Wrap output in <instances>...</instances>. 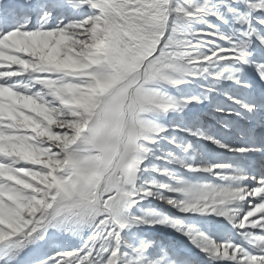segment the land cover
I'll return each instance as SVG.
<instances>
[{"label":"snow or ice","instance_id":"obj_1","mask_svg":"<svg viewBox=\"0 0 264 264\" xmlns=\"http://www.w3.org/2000/svg\"><path fill=\"white\" fill-rule=\"evenodd\" d=\"M204 101L223 129L264 110V0H0V264H177L168 230L204 264H264V172L154 147L150 114Z\"/></svg>","mask_w":264,"mask_h":264},{"label":"rangeland","instance_id":"obj_2","mask_svg":"<svg viewBox=\"0 0 264 264\" xmlns=\"http://www.w3.org/2000/svg\"><path fill=\"white\" fill-rule=\"evenodd\" d=\"M48 3L49 0H33V3ZM254 55L257 56V58H259V53L256 52L254 53ZM232 89H236L237 86L235 85H231L230 86ZM188 88H190L192 90V92L194 93L195 91H197V89L195 88V84L187 86V88L182 89V93H187ZM173 91L174 94L175 91L174 90H170ZM204 108V110H203ZM205 112V107L204 106H200V107H193L190 106L188 109H185L184 113H177V112H169L166 116H160V115H151L150 114V118L153 119L154 121L168 127V131L166 133L160 134L161 138L158 141V144L156 146H154L157 149V155L158 156H163L165 155V153L169 150H175L173 149V146L169 143V139H166L165 137L171 138V137H176L177 138V142H180L181 138H183V140L185 142L187 141H191L189 139V137L184 134V133H178L176 131H174L171 127L172 124H178L180 125V127H194V126H198L194 125L192 122V119L190 118L192 115L195 114H199L201 116V123L199 125V127H201L203 130H205L206 132H212L215 133L217 135V138L221 139L222 142L225 143H229L234 145L236 141L235 138L237 136V134L234 131H231L230 133L228 132L229 130H227L225 133H221L220 129L217 127V117H212L213 115L211 114H204ZM263 110H261L258 113V116L263 115ZM257 116V115H256ZM182 117H189L187 119H183ZM206 117L208 119H206ZM255 116L251 117L252 120L254 119ZM250 128L252 130H259L257 125H253L250 126ZM247 134H250L249 131L246 130ZM252 135L256 137V135H254V133L252 132ZM253 136H249L247 140H244V142L242 143V146L244 147H249L251 148L254 144H255V140L256 138ZM244 137V136H243ZM196 139V138H194ZM201 141V140H200ZM192 144L195 146V142ZM196 151L193 153H189L188 156H192L195 155V160H189V162H195L197 164L200 163H229L233 165V168H237L239 167V163L243 162V164H245V166H249L252 168V171L258 169V165H257V156H253V159H245V158H239L236 155L233 154H218L215 156L214 153H212V159L210 161H204L202 159L201 154L203 152L206 153L207 156H209V153L211 152L210 148L208 146H205L204 144H200V142L198 143V147L194 148ZM204 154V153H203ZM183 155V154H181ZM187 159V157H185ZM151 163H153L154 165H159V166H166L169 168H173L176 171L182 173L183 175H187L190 178H199V179H212L211 177H207L205 174H198L197 177H192V174L190 173H186L183 171V169H176L174 165H165L163 160H153L150 161ZM252 163V164H251ZM236 164H238V166H236ZM264 170H262L263 172ZM217 183H219V181H216ZM143 207L145 208H151V207H156V208H164L165 206L162 205L159 201H145L143 204ZM135 231V230H134ZM168 235L172 237V239L174 240V244L169 248V251L172 252V254L174 255V257L177 260V264H204L203 262V257L202 254H200L198 252L197 249H195L190 243H188L187 239L182 237L179 233H175L172 230H168ZM199 260V261H198Z\"/></svg>","mask_w":264,"mask_h":264},{"label":"bare ground","instance_id":"obj_3","mask_svg":"<svg viewBox=\"0 0 264 264\" xmlns=\"http://www.w3.org/2000/svg\"><path fill=\"white\" fill-rule=\"evenodd\" d=\"M225 87H227V86H225ZM228 90H232V88L230 87ZM202 106L205 107V112L206 113H209V114L213 115L212 117H214V116L217 117V120H218L219 114H212V109H211V106L209 105L208 101H204ZM203 110H204V108H203ZM254 119L255 120L250 119L248 121L236 120L235 121V126L230 128V129H223V128L219 127V125H217V127L221 130L220 131L221 133H224L227 130H229L228 131L229 133L231 131H234L237 134V132L240 130V128H246V127L249 128L250 126H253V125L256 124L258 129H259V130H257L258 133H261L262 135H264V113H263L262 116H259V117H258V114H257V116H255ZM194 138L195 137H189L191 142H193V143L195 142V144H196L195 146L193 145V148H197L198 147V143L202 142V141L198 140L197 138L196 139H194ZM204 143H205V146H208L210 148L211 152L209 153V156L205 155V153L204 154L202 153L203 158L210 159V157H213L212 153H214L215 156L218 155V154H226L227 153V152H224L223 150L217 149L214 145L208 144L207 142H204ZM235 146H239V145H235ZM251 148H260L261 151H259V152H249V153H244V154H239V153H230V154H233V155H236V156H244V155H250V154L255 153L257 156L259 155L258 156L259 165L263 166V170H264V143L263 142H258L257 144L253 145ZM245 170L247 171L248 174H250V175L253 174L252 171H249L248 169H245ZM260 173H262V171L259 172V174Z\"/></svg>","mask_w":264,"mask_h":264}]
</instances>
